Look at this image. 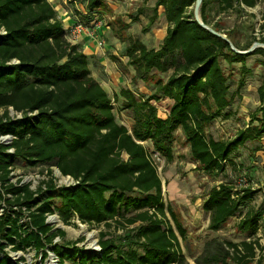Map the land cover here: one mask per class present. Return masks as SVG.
Listing matches in <instances>:
<instances>
[{
	"label": "trees",
	"instance_id": "16d2710c",
	"mask_svg": "<svg viewBox=\"0 0 264 264\" xmlns=\"http://www.w3.org/2000/svg\"><path fill=\"white\" fill-rule=\"evenodd\" d=\"M85 25L101 20L105 0H86ZM196 0H155L153 20L163 8L166 34L158 49L129 38L128 64L135 78L147 80L156 71L172 74L158 82L148 98H138L122 88L114 99L91 74L87 56L69 40V32L49 0H0V264L12 261L15 252L33 248L46 258L47 248L60 264H190L182 252L179 236L186 230L165 203L163 183L153 158L143 142H150L167 161L173 159L174 133L181 130L196 168L205 174H224L237 169L234 153L247 142L264 138V74L257 89L259 106L245 129L230 140H216L206 128L216 119L233 116L228 76L222 62L240 64L236 95L250 70L247 59L264 48L238 54L222 38L194 19ZM219 13H245L258 0H202L204 24L226 35L234 47L247 51L237 41V30H225L210 20L212 4ZM82 17V18H83ZM264 32V24L262 25ZM122 97L124 109L135 117L131 131L117 122L114 101ZM170 99L166 118L157 114L152 101ZM54 166L75 185L58 187L53 178L35 189L21 180L13 182L18 166ZM50 166V167H51ZM49 167V168H50ZM51 175L52 170L48 169ZM258 190L237 189L220 182L207 193L202 209L209 214L211 231L217 232L238 216L237 228L246 234L239 242L208 241L196 264H264V209L249 206ZM170 215L174 226L169 221ZM57 215L65 226L104 227L98 251L91 254L66 242V231L47 223ZM121 231L122 236L116 233ZM114 233V234H113ZM59 238L64 245L55 243Z\"/></svg>",
	"mask_w": 264,
	"mask_h": 264
},
{
	"label": "rangeland",
	"instance_id": "374dc122",
	"mask_svg": "<svg viewBox=\"0 0 264 264\" xmlns=\"http://www.w3.org/2000/svg\"><path fill=\"white\" fill-rule=\"evenodd\" d=\"M49 1L52 2L53 7L60 6L66 11L69 9L74 10L72 16H75L77 21L72 28L78 23L88 27L85 25V17L83 15L80 17L78 11V9L86 11V0ZM154 1L105 0L106 9L101 12V20L89 27L93 31V27L98 26L99 30L94 36L106 42L103 54L108 56L107 60L109 62L114 60L116 63L114 72L119 74L120 79L115 85L118 92L122 88H127L132 90L138 98L144 99L154 93L158 82H166L172 74V70L164 74L154 71L145 81L136 79L135 72L128 64L126 56L129 38L140 40L148 48L158 49L160 47L161 39L166 33L167 23L161 17L162 11L161 16L158 12L157 18L151 23L154 16ZM210 20L219 22L226 31L237 30V41L241 47H246L249 43L262 38L264 35L262 31L264 0H260L254 8H246L245 13L242 15H237L235 12L219 13L217 5L213 3ZM0 33H3V30H0ZM116 48L119 49L116 50ZM260 60V55H254L247 59V67L250 73L246 77L245 85L239 95H236V90L240 79V64L229 65L222 62V68L228 76L230 84V95L233 96L229 109L233 116L228 120L216 119L206 128L207 136L216 140H230L235 137L239 130L248 126L251 115L259 106L257 89L264 74V68L260 65ZM110 96L114 99L112 94ZM124 102L125 100L122 97L118 99V102L114 101V114L117 122L125 125L131 131L135 117L131 110L124 109ZM152 104L155 105L158 116L166 118L172 102L170 99L162 98L159 102L152 101ZM173 136V159L171 161L161 157L150 142H143V144L153 158L162 180L164 201L171 207L178 221L187 232L185 239L179 236L182 252L190 264H196V259L203 256L208 241L220 239L239 242L246 239V234L240 232L237 228L240 222L238 216L229 219L217 232L208 228L209 214L203 211L202 205L212 187L217 186L220 182L229 181L237 189L250 187L258 190L252 201L243 210L245 211L249 206L264 209V138L256 142H247L234 153L232 159L238 166L236 170L228 168L224 174L216 175L205 174L196 168L197 165L190 154L189 145L180 129ZM50 166L28 168L19 165L14 172L16 176L14 182L22 180L24 183H30L33 188H36L41 181L53 178L59 184H65V179H62L60 172L54 166ZM48 169L52 170L51 175L48 173ZM167 216L174 226L170 215L167 214ZM53 221L55 220L50 223H54ZM76 224L77 227H74L57 222L54 226L66 231V242H76V247L91 254L97 252L99 233L104 230V227H89L81 225L77 221ZM116 234L123 235L121 231ZM258 236L261 237V243L264 246L262 230L258 233ZM57 241L58 244L64 245L62 240ZM6 250L9 252L12 261L20 260V258L24 259L19 264H49L42 260L40 252H36L31 247L17 252L13 251L11 247H7ZM64 264H71V260L65 259Z\"/></svg>",
	"mask_w": 264,
	"mask_h": 264
},
{
	"label": "crops",
	"instance_id": "0c3cea01",
	"mask_svg": "<svg viewBox=\"0 0 264 264\" xmlns=\"http://www.w3.org/2000/svg\"><path fill=\"white\" fill-rule=\"evenodd\" d=\"M260 0H258L259 2ZM52 3V2H50ZM155 3V1H154ZM58 17L63 21L64 29L65 28H72V26L76 23V17L72 16V11L74 10H63L60 6L54 7ZM78 9V8H75ZM79 13H85V11H82L78 9ZM162 11V16H161ZM158 12L160 16L165 19L163 8H159ZM160 17V18H161ZM96 30V31H95ZM98 26L93 27L94 34L98 31ZM167 30V28H166ZM93 35H87L83 34L79 37L77 42L74 44L79 45L81 51L87 56L89 61V67L91 70V74L94 77V79L101 84V86L107 91V93L112 94V96H115V94H119L118 88L115 86L116 83L120 80L119 74L114 72V68H116V63L114 60H110V62L107 60V55L103 54L105 50H99L97 47V38ZM166 34V33H165ZM164 38V36H163ZM163 38L161 40H163ZM162 43V42H161ZM119 48H116L118 50ZM115 50V51H116ZM115 53V52H114ZM113 73V75H112ZM121 90V89H120ZM111 97V96H110Z\"/></svg>",
	"mask_w": 264,
	"mask_h": 264
},
{
	"label": "built area",
	"instance_id": "2783aa9c",
	"mask_svg": "<svg viewBox=\"0 0 264 264\" xmlns=\"http://www.w3.org/2000/svg\"><path fill=\"white\" fill-rule=\"evenodd\" d=\"M65 30H67L69 32V40L74 44L75 42H77V40L79 39V37L83 34H87V35H93L94 34V31H92L89 27H86L84 26L83 24L81 23H78L76 24L73 28H65ZM97 47L100 49V50H104L105 47H106V42L104 40H99L97 39ZM5 139H8V140H5ZM0 141L5 143V144H9L11 141H12V137L11 136H3L0 138ZM59 171V170H58ZM14 174V172H13ZM61 174V173H60ZM61 177L62 179H65V184H59L56 179H54V182L55 184L58 186V187H61V186H71V185H75L76 184V181L71 178L70 176H63L61 174ZM14 182V180H13ZM24 183L22 180H21V184ZM38 186V185H37ZM31 188L32 189H35L32 187V184H31ZM52 220H55L53 221L54 223H50L52 222ZM57 222H60L59 219H58V216L57 215H51V216H48L47 218V223H49L51 226H54V224H56ZM79 223V221H77ZM83 225V224H81ZM55 227V226H54ZM56 228V227H55ZM59 240V238H56L54 240L55 243H57ZM45 252L47 253V256L46 258L44 259L45 262L49 263V264H60V258L59 256L53 251L52 248H47L45 250ZM41 255H42V252H40ZM43 260V258H42Z\"/></svg>",
	"mask_w": 264,
	"mask_h": 264
},
{
	"label": "water",
	"instance_id": "95a60500",
	"mask_svg": "<svg viewBox=\"0 0 264 264\" xmlns=\"http://www.w3.org/2000/svg\"><path fill=\"white\" fill-rule=\"evenodd\" d=\"M201 4H202V0H196V3H195V6H194V19L203 27L205 28L206 30H208L210 33L214 34L215 36L217 37H220L222 39H224L231 47V49L238 53V54H248V53H251L255 48L257 47H262L264 48V44L262 43H259V42H255L251 48L247 51H240V50H237L234 45L232 44V42L226 37V35H223L217 31H215L213 28H211L210 26H207L206 24H204L200 18V7H201ZM49 224V223H48ZM50 225V224H49Z\"/></svg>",
	"mask_w": 264,
	"mask_h": 264
}]
</instances>
